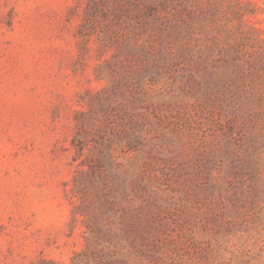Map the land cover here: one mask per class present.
I'll return each mask as SVG.
<instances>
[{
  "label": "rangeland",
  "instance_id": "obj_1",
  "mask_svg": "<svg viewBox=\"0 0 264 264\" xmlns=\"http://www.w3.org/2000/svg\"><path fill=\"white\" fill-rule=\"evenodd\" d=\"M0 264H264V0H0Z\"/></svg>",
  "mask_w": 264,
  "mask_h": 264
}]
</instances>
